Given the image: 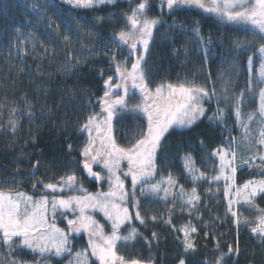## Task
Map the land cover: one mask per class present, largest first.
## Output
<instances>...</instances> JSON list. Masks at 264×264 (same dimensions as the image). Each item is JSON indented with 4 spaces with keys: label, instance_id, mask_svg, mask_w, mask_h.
I'll list each match as a JSON object with an SVG mask.
<instances>
[{
    "label": "trees",
    "instance_id": "trees-1",
    "mask_svg": "<svg viewBox=\"0 0 264 264\" xmlns=\"http://www.w3.org/2000/svg\"><path fill=\"white\" fill-rule=\"evenodd\" d=\"M139 2L117 0L115 5L84 10L72 9L62 0H0V189L22 191L37 198L43 190L40 187L34 190V183L41 179L44 183H56L73 171L88 190L96 189L95 182L86 179V174L79 170L78 162L82 160L79 152L87 140L80 126L93 111H99L95 98L103 94L100 73L104 72L105 79L114 74L113 65L109 63L113 53L118 61L123 58L118 42L113 43L112 37L121 29L126 30L124 16ZM150 3L149 17H159L161 23L153 30L145 65L149 86L154 88L165 81L194 82L211 89L214 82L217 91V97L205 102L206 116L191 129H171L165 141L166 149L157 155V174L167 177L172 173L190 192L193 185L186 179L181 157L190 153L196 168L209 176L216 175L219 161L211 158L210 153L230 143L231 137L237 142L244 132L233 108L226 105L246 88L247 57L253 55V51L241 54L235 42L249 44L254 50L264 41L242 29L217 22L200 9L169 12L166 7L161 10L156 0ZM98 15L104 19L97 21ZM197 23L203 40L193 32ZM65 35L71 37L67 43L63 39ZM123 55H128L127 48ZM254 61L255 69L259 61L255 58ZM226 80L230 81L227 101ZM138 99L137 95L132 103ZM217 107L228 113L226 124L207 119ZM255 107L252 97L242 106L246 113L255 111ZM138 123L140 121L133 116L124 117L119 124L114 120V135L120 146L127 147L129 141L134 142ZM255 125H251L252 135ZM248 151L251 156L257 154L251 149ZM37 161L38 170L33 176L32 166ZM259 178L257 168L244 166L237 171L236 184ZM196 186L200 203L198 211L191 212L187 208L182 210L180 201L175 208L167 203L165 209L157 210L144 201L137 187L136 198L140 201L145 224L136 220L132 223L151 242V247L143 241L133 242L135 247L120 245V254L144 261L151 258L156 264H177L176 257L183 252L180 242L183 234L175 229L191 223L198 231L192 234L195 250L185 256L186 264H215L222 253L228 252L229 244L236 245L237 239L240 255L233 256L231 264L237 259L239 264H264V245L251 232L257 219L256 210L245 203L237 204L241 222L236 225L227 213L222 181L219 186H210L207 182H197ZM209 187L211 191H206ZM126 188L130 189L128 182ZM255 203L264 208V198L257 197ZM129 210L135 212L131 205ZM153 215L163 219L154 222L150 219ZM169 215L171 225L164 222ZM101 221L105 232H110L109 223ZM121 231L126 234L125 229ZM154 232L157 240L152 238ZM73 245L85 249L87 239L83 234L78 235ZM16 256L21 264H34L33 254L27 249L17 251ZM11 258L8 249L0 247V260L7 264Z\"/></svg>",
    "mask_w": 264,
    "mask_h": 264
},
{
    "label": "snow or ice",
    "instance_id": "snow-or-ice-1",
    "mask_svg": "<svg viewBox=\"0 0 264 264\" xmlns=\"http://www.w3.org/2000/svg\"><path fill=\"white\" fill-rule=\"evenodd\" d=\"M62 2L72 9L84 10H98L117 4V0ZM151 7L150 0H140L131 8L130 14H125L126 30L121 29L112 37L113 43L118 42L123 58L118 61L115 53L111 55L109 63L113 65L114 74L105 79L104 72L100 73L103 94L95 98V106L99 111H93L80 126L81 133L87 134V140L79 152L82 157L78 162L79 170L86 174V179L97 184L106 182L108 190L89 192L75 171L61 177L56 183L38 180L32 185L34 190L37 187L43 189L38 198L22 191L0 189V247H6L8 255L12 257L7 264H21L16 253L25 249L33 254L34 264H63L64 260H67V264H156L151 258L147 261L126 258L119 251L120 245L127 248L131 244L135 247L133 242L139 241L151 247V242L143 237L132 223L136 220L141 225L145 224V218L140 211V201L136 198L137 186H140L142 196L148 195L169 202L173 208L177 207L176 202L180 201L179 207L182 210L187 208L191 212L198 211L200 203L197 182L219 186L223 181V194L228 198L227 213H230L233 223L239 225L241 222L238 212L233 210L234 204L245 203L255 209L257 219L251 232L264 245V208H259L255 203L257 197L264 198V43L253 50L249 44L235 42L241 54L253 51V55L247 57L246 88L234 95L230 104L226 105L233 108L236 121L244 129L245 141L253 140L251 125H257V135L254 138L257 154L241 158L238 168L237 153L234 150L238 145L235 137H231L230 143L210 153L211 158L219 161V171L216 175L209 176L196 168L190 153L181 157L186 179L193 185L190 192L172 173H168L166 179L151 182L157 175V155L166 149L165 141L170 135V130L191 129L196 126L208 111L204 106L205 102L217 97L214 82L211 89L198 86L194 82L173 84L165 81L154 88L149 86L145 65L153 30L161 23L159 17H149ZM165 7L169 12L182 8L200 9L215 17L217 22L242 29L256 39L264 41V0H160L159 8L163 10ZM96 19L101 21L104 17L98 15ZM193 32L203 40L198 23ZM63 39L67 43L71 37L65 35ZM124 48H127V56L123 55ZM254 58L259 61V66L255 69ZM208 75L210 78L211 74ZM229 86L230 81L226 80V101ZM137 95L139 99L133 104L132 101ZM248 97L255 99L256 108L255 111L246 113L242 106ZM219 102L217 98V104ZM89 104L91 105L92 101H89ZM126 116H133L140 123L136 125L134 142L129 141L128 146L123 147L117 143L113 122L115 120L117 124L122 123ZM227 117L225 109L217 107L207 119L210 122L226 124ZM12 130L15 131L14 122ZM67 148L71 154L72 145L69 144ZM257 160L259 163H256ZM38 165L37 161V164L32 166L33 176L38 170ZM94 166L101 171L94 170ZM244 166L257 168L261 178L250 179L242 185H237V171ZM129 179L130 189L125 186V181ZM206 191H211V187ZM65 192L79 195L70 194L65 198ZM169 197L172 198L170 201ZM129 205L135 209L134 213L130 212ZM57 212H60L66 221V228L57 226ZM96 212L102 213L105 220L110 222V232L106 233L104 225L95 219L93 213ZM69 215L72 218H69ZM150 219L155 222L163 218L153 215ZM164 222L171 225V215ZM244 222L248 223L247 220ZM122 229H125L126 234L122 233ZM175 230L183 234L180 241L183 252L176 257L177 264H186L185 256L195 250L192 234L197 233L198 229L189 223ZM81 232L87 233V248L76 251L73 240ZM152 238L157 240V233H152ZM216 248L219 249V244ZM239 255L237 239L236 245L229 244L228 252L222 253L215 264H231V258ZM90 257L95 259L90 261ZM0 264H5V261L0 260ZM234 264H239L238 259Z\"/></svg>",
    "mask_w": 264,
    "mask_h": 264
},
{
    "label": "rangeland",
    "instance_id": "rangeland-1",
    "mask_svg": "<svg viewBox=\"0 0 264 264\" xmlns=\"http://www.w3.org/2000/svg\"><path fill=\"white\" fill-rule=\"evenodd\" d=\"M157 2H158V6H159V3H160V0H156ZM168 10V9H167ZM130 67V66H129ZM256 108V107H255ZM255 129H254V134L252 135L253 136V140L251 141V142H248V141H245L244 139H243V134H241L240 135V137H238V139H237V142H236V144L238 145V147H236V148H234V150L236 149V153H237V160H236V164H237V166L239 165V164H241V158H248V157H250L251 155H252V153L250 152V151H248V149L250 150H252L253 152H257V147H256V145H255V142H254V138H255V136L257 135V125H255V127H254ZM179 129H181V128H179ZM218 148H220V147H218ZM94 170H96V171H101V169L100 168H98V167H95L94 166ZM162 178H164V179H166L167 177H164V176H162V175H159V174H157L155 177H153L152 178V181L151 182H155V181H158V180H160V179H162ZM127 182L130 184V188H131V183H130V179L129 180H126L125 181V186H126V184H127ZM223 182V181H222ZM224 183V182H223ZM245 183V182H244ZM96 184V189H93V190H88L89 192H93V193H95V192H97V191H107L108 190V184L106 183V182H101L100 184H97V183H95ZM85 187V186H84ZM137 187H139V192H140V186H137ZM86 188V187H85ZM43 190V189H42ZM79 195V193H68V192H65V193H63V196L66 198L68 195ZM29 195V194H28ZM161 195H162V193H161ZM143 199H144V201L146 202V203H151V204H153L154 206H155V209H157V210H160V209H165V206H166V204L167 203H169V202H165V201H163V200H160V199H158V198H156V197H152V196H148V195H140ZM38 198V197H37ZM172 198L171 197H169V201L171 200ZM227 199L228 198H226L225 197V201H226V205H227V207H228V204H227ZM177 202H179V201H177ZM236 206H237V204H234L233 205V210H236ZM151 212H152V210H151ZM93 215H94V217H95V219L97 220V221H99V223L100 224H102L103 225V223H102V221L101 220H105V218L103 217V214L102 213H99V212H96V213H93ZM229 215H230V213H229ZM231 216V215H230ZM69 218H72V216L71 215H69ZM101 219V220H100ZM106 221V220H105ZM107 223H109V225H110V222H108V221H106ZM56 224H57V226L58 227H61V228H66V221L65 220H63V218H62V216H61V214H60V212H57V215H56ZM111 226V225H110ZM105 228V227H104ZM81 234H83L84 236H85V238L88 240V236H87V233H83V232H81L80 234H78V235H81ZM77 235V236H78ZM86 248H87V245H86ZM74 249L76 250V251H79V250H82L83 248H76V247H74ZM91 259H95L94 257H90V261H91ZM63 264H67V260H64L63 261Z\"/></svg>",
    "mask_w": 264,
    "mask_h": 264
}]
</instances>
